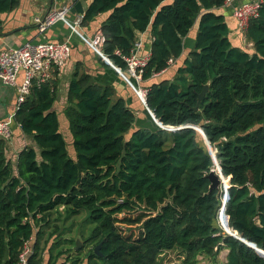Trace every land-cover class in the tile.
<instances>
[{
	"label": "trees",
	"instance_id": "16d2710c",
	"mask_svg": "<svg viewBox=\"0 0 264 264\" xmlns=\"http://www.w3.org/2000/svg\"><path fill=\"white\" fill-rule=\"evenodd\" d=\"M17 1L0 0V13ZM85 1L82 26L98 23L104 54L123 71L126 62L115 51L129 55L136 33L150 28L151 55L142 75L146 105L161 125L181 128L164 129L153 120L151 129L135 128L128 102L78 63L63 109L72 157L53 109L56 79L34 84L14 120L38 151L26 145L13 163L0 138V264H14L30 240L29 264H164L160 255L168 250L179 251L181 264H197L198 256L215 260L223 249L222 264H264L244 242L264 251V0L245 30L252 50L232 44L218 12L224 0ZM194 25L183 64L172 79L158 78L169 58L182 55ZM192 126L203 130L222 177H229L224 213L223 186L219 194L208 192L213 158ZM57 207L68 215L85 210L94 224L83 258L67 249L53 256L55 232L39 248L41 228ZM133 210L134 217L118 216ZM120 224L135 225L136 233ZM100 241L98 256L93 248Z\"/></svg>",
	"mask_w": 264,
	"mask_h": 264
},
{
	"label": "crops",
	"instance_id": "0c3cea01",
	"mask_svg": "<svg viewBox=\"0 0 264 264\" xmlns=\"http://www.w3.org/2000/svg\"><path fill=\"white\" fill-rule=\"evenodd\" d=\"M244 1L252 0H235L231 5L223 4L218 8V12L222 13L229 27V38L233 45L244 47L247 50H252L251 42L245 38V33H241L237 27L236 20L233 16V7ZM74 0H18L16 5L9 11L0 13L1 28H0V48L16 47L26 41H69L71 45V53L65 64L56 68L52 72V77L56 79V99L53 104V109L57 112L58 118L65 117L63 109L66 105L67 92L69 82L75 72L76 65L82 63V67L91 75L93 81L101 85H108L114 88L115 94L118 97L125 99L128 105L134 110L135 123L134 127L153 128V118L146 111L144 105L138 102V98L123 78V73L118 66L112 61L103 59L89 46H87L80 38L73 33L67 24L59 21L49 27L44 33L38 32L34 23V16L44 14L50 9H58L61 6L67 5L70 7L68 19H74L77 13H72L71 8L74 6ZM87 4V2H86ZM98 23H92L89 26H83V30L88 35L98 31ZM196 35V26L183 39V53L179 58H175L168 69L161 73L158 78L172 79L177 71V68L183 64L185 57L188 55L194 45ZM136 40L141 41V47L138 49L139 54H144L150 51L153 36L150 28L144 32L136 33ZM125 74V73H124ZM160 74V73H159ZM23 79V72H20L17 78L19 84ZM156 80V79H155ZM142 82L140 85L142 86ZM16 96L17 90L15 86L5 85L0 81V120L7 119L13 116L11 123L12 137L6 141V157L13 163L17 158V154L31 141L25 136L18 124L14 120L16 112ZM140 101V100H139ZM155 123V121L153 120ZM156 124V123H155ZM60 130L64 135L67 143L71 146L72 138L68 132V123L66 120H60ZM33 144V141H32ZM71 153L73 151L71 150ZM73 157V156H72Z\"/></svg>",
	"mask_w": 264,
	"mask_h": 264
},
{
	"label": "built area",
	"instance_id": "2783aa9c",
	"mask_svg": "<svg viewBox=\"0 0 264 264\" xmlns=\"http://www.w3.org/2000/svg\"><path fill=\"white\" fill-rule=\"evenodd\" d=\"M233 1L235 0H224V4L231 5ZM261 2L262 0L244 1L233 7V16L241 33H245L249 20L257 16ZM69 11L70 7L64 5L58 9H50L44 14L34 16V23L38 32L44 33L49 27L62 21L81 41L103 59L108 60L103 52L105 37L101 31L98 30L88 35L82 26L84 13H77L74 19L69 20ZM133 47V51L129 55H122L118 50L115 53L121 55V58L126 62V69L121 74L143 104L147 88L141 86L140 83L143 81V71L148 64L151 52L139 54L137 51L141 47V41L136 40V38ZM70 53L71 45L67 40L26 41L16 47L0 48V81L5 85L16 87V110L26 100L31 87L50 79L53 70L62 67L70 57ZM173 60L169 58L167 64H172ZM20 72H23V79L18 84L17 78ZM12 120L13 116L0 120V138L6 141L12 137ZM30 242L31 240L24 243L14 264H29V257L32 254Z\"/></svg>",
	"mask_w": 264,
	"mask_h": 264
},
{
	"label": "rangeland",
	"instance_id": "374dc122",
	"mask_svg": "<svg viewBox=\"0 0 264 264\" xmlns=\"http://www.w3.org/2000/svg\"><path fill=\"white\" fill-rule=\"evenodd\" d=\"M60 120H66V118L63 117L59 119V122ZM68 132L70 133L69 129H68ZM28 139L31 141V143L28 144L27 146H32L35 148V150L38 151L37 147L35 146V142L29 137ZM32 141H33V144H32ZM210 149L212 150L213 157H214L215 156L214 154H216L214 151V148L211 146ZM71 150L73 151V153H71ZM68 153L70 156H73V157L75 155L73 146L72 145L70 146L69 144H68ZM216 162L218 164L217 160ZM223 181H226L224 182V185H228V182L225 178L223 179ZM137 212H138L137 210H133L129 212L126 211L125 213L118 214V216L122 217V216L128 215V216L134 217L136 216ZM120 226L123 228L124 232L133 231L136 233L135 225L128 226L125 224H120ZM93 227H94V224L91 221L86 219L85 210H81L76 215H68L66 214L65 209L63 207H57L51 212L48 224L42 226L41 228L42 231H41V235L38 241L39 248L40 249L43 248L47 244L46 242L49 238V235L55 232L54 236L51 239L54 242V247L52 249L53 256L56 255L60 250L67 249L69 250V255H76L80 258H83V256L89 251V249L92 247V244H93V242L87 241V238L89 237L90 232L93 229ZM221 227L223 228L222 225ZM229 230H226V231L231 233V230L230 231ZM76 238L81 239L80 247L78 248V250L81 249L80 252H77L78 250H75ZM43 252H44L43 250L40 251V256H42ZM227 252L228 250L226 249L221 250L215 260L211 259L210 257L205 258L203 256H198L199 261L197 264H222L226 261ZM45 258H46V255L44 254V260ZM160 258L164 264H181L182 262V258L178 250L164 251L160 255ZM42 264H44V262H42Z\"/></svg>",
	"mask_w": 264,
	"mask_h": 264
},
{
	"label": "water",
	"instance_id": "95a60500",
	"mask_svg": "<svg viewBox=\"0 0 264 264\" xmlns=\"http://www.w3.org/2000/svg\"><path fill=\"white\" fill-rule=\"evenodd\" d=\"M75 1V4L74 6L71 8V12L72 13H84L86 7H87V4H86V1L85 0H74ZM208 89V83L204 85L202 91L199 93L198 95V102L200 101L201 97L204 95V93L206 92V90ZM146 111L151 115V117L153 118V120L155 121V123L161 127V128H164V129H170V130H176V129H179L181 127H173V126H169V125H161L154 117L152 111L148 108V106L146 105V101L143 103ZM198 105V104H197ZM196 108V107H195ZM194 127L196 130H198L203 138H204V142L205 144L207 145V148H208V152H209V155L213 158V161H214V167L208 172V174L206 175L208 180H209V186H208V192H211L212 190H217L218 194L219 192H221V186H223V189H224V195H223V198L221 200V208H220V213L223 212L224 213V207H225V203H226V200H227V188L230 186V183H229V177L228 178V185H224L223 184V180H222V172H221V169H220V166L219 164L216 165V157L212 155V151H211V146L209 144V141L208 139L206 138L205 136V133L203 132V130L199 127V126H192ZM214 150L216 151V148H214ZM219 167V170L217 171V168L215 167ZM224 231H226V228L223 227ZM229 235H232V236H235L239 239H241L238 235H235V234H232V233H229L227 232ZM243 240V239H241ZM80 242H81V239L80 238H76L75 240V250H78V248L80 247ZM247 245H249L250 247L254 248L257 252H259L260 254H262L264 256V251L261 250V249H258L257 247H255V245H253L252 243H249L247 241H244ZM101 244H102V241H100L98 244H96L93 248V251L96 255L98 256H101L102 253L100 251V248H101ZM262 251V252H260Z\"/></svg>",
	"mask_w": 264,
	"mask_h": 264
},
{
	"label": "bare ground",
	"instance_id": "6f19581e",
	"mask_svg": "<svg viewBox=\"0 0 264 264\" xmlns=\"http://www.w3.org/2000/svg\"><path fill=\"white\" fill-rule=\"evenodd\" d=\"M215 151V150H214ZM216 157V156H215ZM218 171V170H217ZM224 179V177H222V180ZM223 184H224V181H223ZM231 230V229H230ZM232 231V230H231ZM232 234H235L236 235V233H234L233 231L231 232Z\"/></svg>",
	"mask_w": 264,
	"mask_h": 264
}]
</instances>
